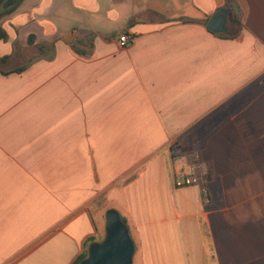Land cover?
I'll return each instance as SVG.
<instances>
[{
	"label": "crops",
	"instance_id": "1",
	"mask_svg": "<svg viewBox=\"0 0 264 264\" xmlns=\"http://www.w3.org/2000/svg\"><path fill=\"white\" fill-rule=\"evenodd\" d=\"M225 2L24 0L6 17L0 264H75L110 208L133 263L138 247L142 264L157 249L177 264H264V0H237L235 37L206 26ZM227 25L238 31L231 9ZM88 36L83 56L71 44ZM196 160L207 206L176 185Z\"/></svg>",
	"mask_w": 264,
	"mask_h": 264
},
{
	"label": "water",
	"instance_id": "2",
	"mask_svg": "<svg viewBox=\"0 0 264 264\" xmlns=\"http://www.w3.org/2000/svg\"><path fill=\"white\" fill-rule=\"evenodd\" d=\"M230 8L219 7L210 16L206 26L213 32L221 33L228 29ZM135 242L128 225L115 208L106 212V235L101 241L89 246L88 256L79 264H133Z\"/></svg>",
	"mask_w": 264,
	"mask_h": 264
},
{
	"label": "trees",
	"instance_id": "3",
	"mask_svg": "<svg viewBox=\"0 0 264 264\" xmlns=\"http://www.w3.org/2000/svg\"><path fill=\"white\" fill-rule=\"evenodd\" d=\"M24 2V0H0V21L3 20L4 18L12 15ZM225 6L230 8L232 11L233 19L234 21L238 24L239 28L236 33L233 35L227 34L225 32L217 33L220 36L223 37H235L239 31L241 30L242 22H241V12H240V7L237 3V0H226ZM0 39L2 40H8V33L6 29L2 26L0 23ZM28 43L29 44H34L35 43V36L32 34L28 38ZM39 48H43L45 46L44 43L42 44H37ZM73 50L77 52L80 55L83 56H89L93 52V36H88L86 41H83L82 38L77 37L76 40L71 44ZM7 56H4L1 58V60H6ZM24 69V67L16 68L14 71L16 72H21ZM5 72V71H4ZM7 73V72H5ZM88 255V252L82 253L75 264H79L84 258H86Z\"/></svg>",
	"mask_w": 264,
	"mask_h": 264
},
{
	"label": "built area",
	"instance_id": "4",
	"mask_svg": "<svg viewBox=\"0 0 264 264\" xmlns=\"http://www.w3.org/2000/svg\"><path fill=\"white\" fill-rule=\"evenodd\" d=\"M132 39V36L128 33H124L120 35L119 42L121 46H126L128 42ZM205 172L199 166L195 164L192 165L191 171L189 174L185 176L176 177V185L177 186H186V185H197L200 187V193L202 197L203 203L206 205L210 202V192L208 189V185L204 184L203 176Z\"/></svg>",
	"mask_w": 264,
	"mask_h": 264
},
{
	"label": "rangeland",
	"instance_id": "5",
	"mask_svg": "<svg viewBox=\"0 0 264 264\" xmlns=\"http://www.w3.org/2000/svg\"><path fill=\"white\" fill-rule=\"evenodd\" d=\"M6 18H4L3 20L0 21V23H3V21H5ZM19 42V41H18ZM16 42V44L18 43ZM1 44H5V43H1ZM32 54L36 52V49H32L31 50ZM35 55V54H34ZM3 65V63L1 62L0 65ZM194 164L196 166H199L201 169L204 170L205 174H204V184L206 183V185H208V177H209V168L207 166V164H203L201 161L199 160H196L194 162ZM187 173H189L191 171H189V169H187ZM186 174V173H185ZM185 174L181 173V175H179L180 177L182 176H185ZM199 187V186H198ZM209 189V188H208ZM199 190H200V187H199ZM209 192H210V189H209ZM201 195V193H200ZM202 199V197H201ZM213 200V197H212V194L210 192V202L206 204L209 205ZM203 202V201H202ZM137 248V251H136V256H135V261L133 264H142V261H141V255H140V250L138 247ZM88 256V255H87ZM182 256H179L177 254H174L173 252L169 251V250H155L154 254H153V263L152 264H177V260L179 258H181Z\"/></svg>",
	"mask_w": 264,
	"mask_h": 264
}]
</instances>
